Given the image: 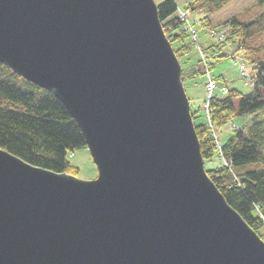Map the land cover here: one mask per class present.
Returning <instances> with one entry per match:
<instances>
[{
    "label": "water",
    "instance_id": "1",
    "mask_svg": "<svg viewBox=\"0 0 264 264\" xmlns=\"http://www.w3.org/2000/svg\"><path fill=\"white\" fill-rule=\"evenodd\" d=\"M0 63L64 105L98 168L0 148V264H264L205 169L155 0H0Z\"/></svg>",
    "mask_w": 264,
    "mask_h": 264
},
{
    "label": "trees",
    "instance_id": "2",
    "mask_svg": "<svg viewBox=\"0 0 264 264\" xmlns=\"http://www.w3.org/2000/svg\"><path fill=\"white\" fill-rule=\"evenodd\" d=\"M233 0H187L185 7L203 13L201 27L228 26L223 41L202 46L207 60L228 57L233 47L242 55L244 63L255 72L253 90L243 94L229 89L226 95L211 99L210 114L217 128L228 124L236 116L256 114L264 107V13L246 20L237 15L214 22L212 15ZM264 5V0H256ZM159 18L182 64L185 84L205 73L203 59L184 23L176 16L174 0L158 3ZM233 54L231 55V57ZM194 57L195 61L191 62ZM212 63L210 61V67ZM240 97L239 103L235 98ZM190 99V98H189ZM192 110V109H191ZM193 118L195 113L192 111ZM205 162L217 165L207 172L227 202L264 240V167L249 170L252 163L264 161V120L252 118L241 128H233V135L223 144L222 153L230 167L219 162L215 139L206 124L195 122ZM86 147L85 137L64 105L49 91L13 73L0 63V148L24 161L54 172L76 175L79 168L72 165V151Z\"/></svg>",
    "mask_w": 264,
    "mask_h": 264
},
{
    "label": "rangeland",
    "instance_id": "3",
    "mask_svg": "<svg viewBox=\"0 0 264 264\" xmlns=\"http://www.w3.org/2000/svg\"><path fill=\"white\" fill-rule=\"evenodd\" d=\"M162 0H155L158 4ZM184 11V10H183ZM264 13V5H256V0H233L228 5H226L222 10L218 11L212 18L214 22H221L231 18L234 15H237L240 19L246 20L253 18L254 15ZM191 16V15H190ZM189 16V17H190ZM204 16L203 13H196L195 18L202 19ZM209 27L202 28L200 25L196 26L197 30V40L202 46H207L210 44L217 43V39L212 37L208 33ZM264 38V35H263ZM231 51L234 50L233 47L230 48ZM230 50H228L229 54ZM241 53V52H240ZM237 52V59L226 57L222 60H209L212 63L210 67V74L217 79H220L221 82L225 83L229 89H236L243 94H248L253 90V83L250 78L245 79L241 72V66H247V63H244L242 55ZM194 57L191 58V62H194ZM251 66L246 67V73L249 76H252ZM206 81V75L198 76L194 81H188L186 83V92L190 98L191 109L195 113V122L197 124L204 123L206 124L205 112L203 108V101L206 99V93L204 88V83ZM240 97L235 98V103H239ZM252 118H258L264 120V107L256 112V114H250L245 116H236L228 124L220 126L217 128L216 125L210 127V131L217 132L219 140L224 144L232 135L233 127H243L245 124L250 123ZM262 152L264 153V144L261 146ZM69 160L72 165L79 168L78 173L75 175L82 180H94L98 176V168L94 163L90 151L87 146L77 149L76 151L71 152ZM216 161H206L205 168L206 170L212 169L217 165ZM264 167V161H259L257 163H252L247 166L249 170H255Z\"/></svg>",
    "mask_w": 264,
    "mask_h": 264
},
{
    "label": "built area",
    "instance_id": "4",
    "mask_svg": "<svg viewBox=\"0 0 264 264\" xmlns=\"http://www.w3.org/2000/svg\"><path fill=\"white\" fill-rule=\"evenodd\" d=\"M179 16L181 17L182 20L186 21L189 24V16H190L189 11L179 10ZM216 89H217V84L215 83V81H213L212 79H209V81L207 83V94H208V98L209 99L214 95ZM221 90L224 93L227 92V89H226L225 86H221ZM206 108H207V116H208V119L210 121V116H209V103L206 104ZM210 125H211V127L213 126L212 123H210ZM221 154H222V152H221ZM223 161H224L225 165L229 166V161H227L224 158H223Z\"/></svg>",
    "mask_w": 264,
    "mask_h": 264
}]
</instances>
